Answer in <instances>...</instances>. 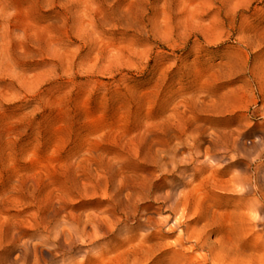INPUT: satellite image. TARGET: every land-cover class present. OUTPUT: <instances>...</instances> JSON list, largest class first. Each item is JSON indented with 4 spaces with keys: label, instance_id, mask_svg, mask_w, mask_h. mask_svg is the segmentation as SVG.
I'll list each match as a JSON object with an SVG mask.
<instances>
[{
    "label": "rangeland",
    "instance_id": "rangeland-1",
    "mask_svg": "<svg viewBox=\"0 0 264 264\" xmlns=\"http://www.w3.org/2000/svg\"><path fill=\"white\" fill-rule=\"evenodd\" d=\"M244 176L264 0H0V264H263Z\"/></svg>",
    "mask_w": 264,
    "mask_h": 264
},
{
    "label": "bare ground",
    "instance_id": "bare-ground-1",
    "mask_svg": "<svg viewBox=\"0 0 264 264\" xmlns=\"http://www.w3.org/2000/svg\"><path fill=\"white\" fill-rule=\"evenodd\" d=\"M174 161V159H173ZM241 181V187L242 189H244L245 193L247 195H251L253 196L254 198L251 199V202H250V206L253 207V210L255 211L254 213V217L251 218V222L249 223V225L252 227L251 230L252 232H261V236L259 237L261 242H262V249L264 250V194L261 193V191H259V189L257 188V186L254 187L253 185V182L252 180L247 177V176H244V177H241L240 179ZM177 180L174 181L172 183V185H175L177 184ZM160 199L164 200V201H168L171 203V205L169 206V208L171 209L172 212H176V210L178 209V207L180 205H185L187 206L186 210L188 209V206H190V203H191V198L190 196L188 197H185V196H181L180 194L178 195H174L173 193H170L166 196H160L159 197ZM225 218L226 217H219L217 218V221L221 222V223H212L211 225H208L206 224L202 229H203V234L202 235H199L198 237H193V236H190L188 237V239L185 238L184 234L181 235V241H186L188 242V240H190L191 238H195V241L193 242L192 244V247L191 249L194 250V249H205L206 246H208V236L209 235H212V234H221L223 235V237H221V240H224L226 237H224V230L225 228L222 227V223H225ZM165 223H170L171 220L169 218H166ZM150 224L151 222H148V223H142L140 222L138 224V228L139 229H143V227L145 228H150ZM184 223L181 222L179 220V222L177 220L174 221L173 225L169 228V231L168 232H175L177 229L181 228L180 226H183ZM227 226V224H225ZM211 229H208L210 228ZM231 227V226H229ZM208 229V230H207ZM232 231V229H231ZM230 232V231H228ZM75 233H77V230H75ZM227 237L230 238L231 236L229 234H227ZM151 238V236L149 237ZM231 239V238H230ZM219 240V241H221ZM217 241V243H215L212 248H210V250L212 251V249H224V242H219ZM201 245V246H200ZM197 262H202L203 264H208V260L206 257H201V258H196ZM264 262V261H263ZM264 264V263H263Z\"/></svg>",
    "mask_w": 264,
    "mask_h": 264
}]
</instances>
